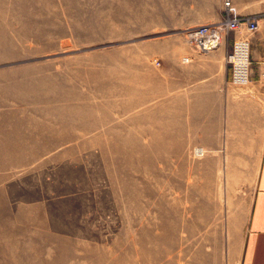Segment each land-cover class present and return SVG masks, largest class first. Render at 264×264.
Listing matches in <instances>:
<instances>
[{"label": "rangeland", "instance_id": "obj_1", "mask_svg": "<svg viewBox=\"0 0 264 264\" xmlns=\"http://www.w3.org/2000/svg\"><path fill=\"white\" fill-rule=\"evenodd\" d=\"M24 3L52 10L18 13ZM255 4L251 56L264 52V0ZM107 8L0 0V135L32 146L0 157V264H162L239 241L233 223L256 172L241 173L235 190L230 166L197 171L203 147L158 151L157 63L124 59L132 40L108 38ZM263 71L252 58L251 79Z\"/></svg>", "mask_w": 264, "mask_h": 264}, {"label": "crops", "instance_id": "obj_2", "mask_svg": "<svg viewBox=\"0 0 264 264\" xmlns=\"http://www.w3.org/2000/svg\"><path fill=\"white\" fill-rule=\"evenodd\" d=\"M233 2L242 14L256 12L253 9L258 0ZM107 5L108 38L132 40L130 50L124 51V59L159 61L154 80L158 151L160 143L166 149L169 144L177 143L181 151L185 146L203 147V161L196 166L197 171L205 175L216 173L218 162L223 167L230 166L237 173L235 190L240 188L241 173L256 172L247 207L243 213L236 214L237 221L233 223L236 233L240 232L238 243L235 240L230 247L194 246L188 250L192 255L172 256L162 264H264V79L253 78L246 86L232 82L227 55L232 50L235 34H227L219 48L206 53L195 51L186 37L191 28L220 22L224 15L223 3L107 0ZM20 7L18 13L52 10L35 8L30 3ZM73 10L66 8L65 12ZM116 13L120 15H110ZM128 53L132 56H127ZM252 58L262 61L264 52L254 53ZM31 149L26 138L13 132L0 135V157L26 156ZM141 264L149 263L146 260Z\"/></svg>", "mask_w": 264, "mask_h": 264}, {"label": "built area", "instance_id": "obj_3", "mask_svg": "<svg viewBox=\"0 0 264 264\" xmlns=\"http://www.w3.org/2000/svg\"><path fill=\"white\" fill-rule=\"evenodd\" d=\"M224 15L220 22L201 24L187 30L186 37L195 51L211 52L219 48L224 39V32H234L233 48L227 55L231 67V80L237 86H246L252 77V54L249 36L259 30L260 17L256 14H242L233 0H221ZM264 14V10L262 12ZM156 61V60H155ZM159 64V61H156ZM264 79V71L261 73ZM196 154V149H193ZM198 156V155H197ZM202 156V154H201Z\"/></svg>", "mask_w": 264, "mask_h": 264}, {"label": "bare ground", "instance_id": "obj_4", "mask_svg": "<svg viewBox=\"0 0 264 264\" xmlns=\"http://www.w3.org/2000/svg\"><path fill=\"white\" fill-rule=\"evenodd\" d=\"M198 151H199V150H197V154L199 153ZM201 153H202V155H203V152H201Z\"/></svg>", "mask_w": 264, "mask_h": 264}]
</instances>
